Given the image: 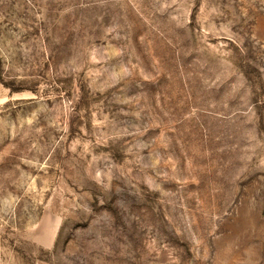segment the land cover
I'll list each match as a JSON object with an SVG mask.
<instances>
[{
    "label": "rangeland",
    "instance_id": "obj_1",
    "mask_svg": "<svg viewBox=\"0 0 264 264\" xmlns=\"http://www.w3.org/2000/svg\"><path fill=\"white\" fill-rule=\"evenodd\" d=\"M0 264H264V0H0Z\"/></svg>",
    "mask_w": 264,
    "mask_h": 264
}]
</instances>
